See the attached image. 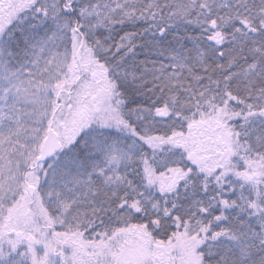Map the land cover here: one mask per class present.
<instances>
[{"label": "snow or ice", "instance_id": "1", "mask_svg": "<svg viewBox=\"0 0 264 264\" xmlns=\"http://www.w3.org/2000/svg\"><path fill=\"white\" fill-rule=\"evenodd\" d=\"M0 264H264V0H0Z\"/></svg>", "mask_w": 264, "mask_h": 264}]
</instances>
